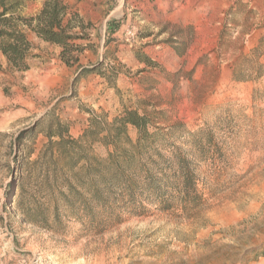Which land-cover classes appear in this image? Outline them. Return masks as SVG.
<instances>
[{"label":"rangeland","instance_id":"obj_1","mask_svg":"<svg viewBox=\"0 0 264 264\" xmlns=\"http://www.w3.org/2000/svg\"><path fill=\"white\" fill-rule=\"evenodd\" d=\"M44 1L26 0L20 15ZM63 1L86 27L78 43L94 51L68 67L24 29L28 69L0 56V264H264V0ZM124 111L152 122L164 164L177 153L188 161L197 198L168 210L96 208L92 223L61 202L54 224L66 187L47 156L46 122L78 139L90 112L111 123Z\"/></svg>","mask_w":264,"mask_h":264},{"label":"trees","instance_id":"obj_2","mask_svg":"<svg viewBox=\"0 0 264 264\" xmlns=\"http://www.w3.org/2000/svg\"><path fill=\"white\" fill-rule=\"evenodd\" d=\"M25 1L0 0V56L9 66L17 71L28 69L32 45L24 29L43 42L57 46L59 58L68 67L77 63L86 51H94L93 45L78 43L88 40L86 27L63 0H45L31 17L20 15ZM96 70L94 67L81 69L78 76ZM90 114L88 126L78 139L71 138L69 125L56 118L49 119L44 126L47 156L53 164L61 162L66 187V191L59 190L53 200L54 224L60 221L61 202L69 215L81 214L92 223L96 208L109 215L119 208L143 209L141 202L145 201L168 210L177 203L184 205L197 198L193 169L178 153L164 164V158L154 149L159 134L148 131L153 124L147 117L124 111L111 123H106L102 117ZM129 127L136 131L135 140L128 135ZM94 144L111 150L105 158L99 159L90 154ZM79 165L82 174L76 177L74 169ZM67 174L75 177V185ZM42 219L46 223V218Z\"/></svg>","mask_w":264,"mask_h":264}]
</instances>
